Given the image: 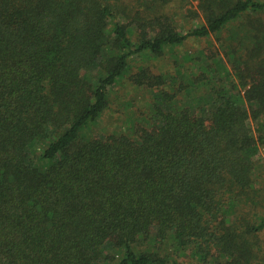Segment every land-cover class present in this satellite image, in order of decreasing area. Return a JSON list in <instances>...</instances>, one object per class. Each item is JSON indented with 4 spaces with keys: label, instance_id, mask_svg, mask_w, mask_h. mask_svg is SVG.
I'll list each match as a JSON object with an SVG mask.
<instances>
[{
    "label": "trees",
    "instance_id": "obj_1",
    "mask_svg": "<svg viewBox=\"0 0 264 264\" xmlns=\"http://www.w3.org/2000/svg\"><path fill=\"white\" fill-rule=\"evenodd\" d=\"M0 264H264V0H0Z\"/></svg>",
    "mask_w": 264,
    "mask_h": 264
},
{
    "label": "rangeland",
    "instance_id": "obj_2",
    "mask_svg": "<svg viewBox=\"0 0 264 264\" xmlns=\"http://www.w3.org/2000/svg\"><path fill=\"white\" fill-rule=\"evenodd\" d=\"M190 8L196 10L197 3L195 2L190 6ZM218 45L216 43L215 38H211L209 40L203 41H190L189 44L183 47L181 50L177 51V59L180 63L185 62L184 56L189 53L193 57L197 58L203 50L207 48H211L217 50ZM150 64H153L154 67H163L164 64H172L174 66L175 59L168 56L164 61L159 60H150ZM186 69L189 70V74L191 72L198 71L197 63H187ZM175 73V72H174ZM130 92V93H126ZM209 92V86H203L199 84L197 88H194L190 94L184 93L178 97L176 100V106L185 107L188 102L191 101L192 97L197 98V102L194 107L197 108V113L202 115H208L207 113L210 110V106H207L205 101L198 100L200 97H204ZM123 93V94H122ZM207 110V111H205ZM155 112L154 109V100L153 94L151 91L146 89H134L132 86L127 85L123 87L122 92L118 91L114 92L112 105L109 112L105 115L102 121L93 127V133L96 134H109L116 133L121 134L125 133L128 135H132L134 132L133 125L139 122H142L143 119L153 115Z\"/></svg>",
    "mask_w": 264,
    "mask_h": 264
}]
</instances>
